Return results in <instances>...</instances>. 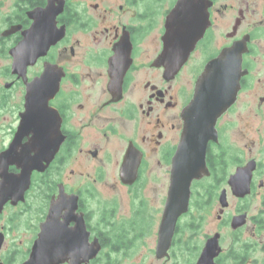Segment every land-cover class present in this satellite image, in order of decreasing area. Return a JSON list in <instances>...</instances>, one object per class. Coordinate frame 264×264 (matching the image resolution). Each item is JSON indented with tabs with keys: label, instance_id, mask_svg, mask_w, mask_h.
I'll return each mask as SVG.
<instances>
[{
	"label": "flooded vegetation",
	"instance_id": "flooded-vegetation-1",
	"mask_svg": "<svg viewBox=\"0 0 264 264\" xmlns=\"http://www.w3.org/2000/svg\"><path fill=\"white\" fill-rule=\"evenodd\" d=\"M170 19L197 41L173 76ZM222 55L238 88L167 242L184 110ZM27 98L58 127L20 130ZM216 235L214 264H264V0H0V264L38 242L65 249L57 264H198Z\"/></svg>",
	"mask_w": 264,
	"mask_h": 264
},
{
	"label": "water",
	"instance_id": "water-1",
	"mask_svg": "<svg viewBox=\"0 0 264 264\" xmlns=\"http://www.w3.org/2000/svg\"><path fill=\"white\" fill-rule=\"evenodd\" d=\"M170 16L177 19L176 7L172 10ZM192 31V29L180 26L171 19L167 24L163 50L158 57V62L165 67V71L170 76L177 73L197 42L194 41ZM36 42L37 46L33 50L42 52L51 41ZM32 85L36 86V83ZM237 88L235 66L233 63L229 65L224 60V55H222L206 65L199 77L196 92L184 110L185 130L173 161L167 217L164 219V226H162V231L165 229L166 224L169 228L167 242L170 240L177 216L187 209L191 181L208 174L205 165L206 143L211 137L217 117L231 104ZM34 102L35 100L27 98L26 111L22 116L20 130L32 126L39 129L57 128L58 123L54 124L51 119L53 112L45 111L49 108L47 104L41 105L40 109L37 110L33 107ZM244 171L242 169L238 170L232 176L233 189L239 195L248 192L249 172H247L242 188H239L240 185L236 184L238 181H242L240 179ZM221 199H223V196ZM234 224H239V220L236 219L233 226ZM219 249L218 235H216L208 240L198 264H214L213 258L217 255ZM64 253L65 249L63 247L56 246L51 249L49 244H39L38 242L26 264H57ZM89 257L90 254H88L87 259Z\"/></svg>",
	"mask_w": 264,
	"mask_h": 264
},
{
	"label": "rangeland",
	"instance_id": "rangeland-1",
	"mask_svg": "<svg viewBox=\"0 0 264 264\" xmlns=\"http://www.w3.org/2000/svg\"><path fill=\"white\" fill-rule=\"evenodd\" d=\"M260 201L259 200H257V199H254V198H250L249 200H248V205L250 206V208H251V210H250V213L252 214H254L255 212H257V210L259 209V207H260ZM208 222H212L211 221V219H210V221H207V222H205V224L204 225H206ZM203 225V226H204ZM203 229L205 230V231H208L209 230V223L205 226V228L203 227ZM201 233H204V232H201ZM189 233H187L186 235H188ZM229 242H230V236L226 233V235H225V239H224V245H225V247L229 244Z\"/></svg>",
	"mask_w": 264,
	"mask_h": 264
}]
</instances>
